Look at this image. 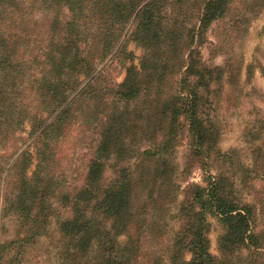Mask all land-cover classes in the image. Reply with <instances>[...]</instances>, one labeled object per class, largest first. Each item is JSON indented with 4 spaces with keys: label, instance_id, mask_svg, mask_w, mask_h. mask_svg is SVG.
Segmentation results:
<instances>
[{
    "label": "trees",
    "instance_id": "1",
    "mask_svg": "<svg viewBox=\"0 0 264 264\" xmlns=\"http://www.w3.org/2000/svg\"><path fill=\"white\" fill-rule=\"evenodd\" d=\"M192 1L0 0V148L9 145V151H0V229L9 217L16 218L20 230L27 227L23 238L0 240V264H22L26 247L47 233L45 202L62 182L45 172L79 117L93 119L97 133L83 185L57 198L70 216L59 221L62 246L56 261L147 264L146 238L171 214L168 205L180 193L171 182L169 159L180 122L196 155L208 159L216 153L219 127L212 98L225 70L204 65L195 47L210 24L229 12L232 0H197L195 22L185 26L184 12ZM34 7L40 19L34 18ZM129 43L144 50L139 68L126 51ZM114 63L124 68V78L105 83L103 70ZM150 110L161 111L159 121L165 122L162 139L152 143L156 122H141ZM252 115L259 120L249 142L264 146V117L258 108ZM146 136L151 139L139 145ZM254 152V162L263 159L261 146ZM33 158L36 164L28 174ZM214 158L220 163L216 176L207 178L206 187L190 185L170 217L179 227L163 264H235L209 252L208 216L224 227L220 254L245 250L249 264H264L258 260L264 244L251 228L253 207L239 203L232 182H247L251 171L238 163L235 151ZM107 167L113 177L103 184ZM5 187L10 191L4 193Z\"/></svg>",
    "mask_w": 264,
    "mask_h": 264
},
{
    "label": "rangeland",
    "instance_id": "2",
    "mask_svg": "<svg viewBox=\"0 0 264 264\" xmlns=\"http://www.w3.org/2000/svg\"><path fill=\"white\" fill-rule=\"evenodd\" d=\"M191 4L193 6L184 12L186 13L185 26L187 23L192 25L196 19L199 2L193 0ZM34 9V18L40 19V13L36 7ZM200 41L201 45L195 47V52L199 54L197 58H200L199 60L208 67L219 66L225 70L219 88L218 86L214 87L215 93L212 98L215 119L219 127L218 141L212 150L216 153L211 152L212 156L208 159L196 155L191 150L186 125L182 121L180 122L178 137L169 157L174 169L171 182L179 186L178 192L180 193L174 205H170V200H167L171 214L163 216V219L155 223L154 232L146 238L144 262L147 264L156 263L155 261H158L159 258H161L160 264H163L162 261L166 255L164 250L169 247L171 239L179 227L177 221L170 217L176 214L177 204L188 192L187 188L190 185L206 187L207 178L216 176L217 170L220 169V163L215 160L214 156L219 153L235 151L238 163L251 171L247 182L240 184L236 178L232 179L235 184L233 186L234 196L239 203H247L253 207L254 223L251 228L264 244V157L257 162L253 160L256 148L261 146L264 151V146L259 145V142H249L252 141L251 134H255L253 127L259 120L258 116L252 115V112L256 113L258 108L264 117V0H232L229 12L222 19L210 24ZM126 51L133 53L134 65L139 68V58L145 55L144 50L136 47L134 43H129ZM184 51H186L185 48L181 51L185 57L186 52ZM125 65H129V61H125ZM120 68L116 67L114 63L104 69L102 77L107 79L105 83L112 80L116 84L121 83L124 78V68H121V73L117 75ZM105 83L101 85H106ZM160 117L161 111L152 113L150 110V114L141 120L142 123H146L152 119L156 122L157 127L154 129L155 136L152 139L150 136H146V141L139 145L147 144L150 139V143L162 139L160 128L164 127L165 122H160ZM83 120L79 117L64 139L58 143L56 163L51 166L49 173L45 172V175L53 176V180L58 179L62 183L57 184L54 189L55 194L49 195L45 202L47 214H50L47 233L41 234L36 240L33 239L34 243L26 247L22 255V264H59V261H56V253L62 246L59 221L67 219L70 213L68 209L62 207L61 198L59 200L57 198L65 192L72 193L69 190L70 187H76L77 190L83 185L87 165L86 158L91 153L97 133L93 119L85 122ZM152 123L149 121L147 124ZM147 124L143 125L144 131ZM26 129L28 130L27 126ZM22 137L26 138L27 133ZM262 139L264 140V133ZM6 147H1L0 151L5 148L6 151H9L8 143ZM31 153L34 151L31 150ZM35 164L36 161L33 158L28 168V174L34 170ZM112 177V170L107 167L103 175V184H106ZM5 188L4 193L10 191L7 187ZM182 191H184L183 194ZM207 222L209 224L207 235L209 252L213 257L218 260L227 258L235 264H249L248 253L245 250H238L230 257L220 254L218 242L224 234V227L212 216L207 217ZM26 229L27 227L20 230V223L15 217L2 219L0 240L11 241L19 237L23 238ZM17 231H20L19 235L16 233ZM119 240L122 241L123 238ZM9 253L15 252L10 250ZM261 254L262 256L258 257V260L259 263H264V252ZM189 257L186 255L185 258L189 260Z\"/></svg>",
    "mask_w": 264,
    "mask_h": 264
}]
</instances>
